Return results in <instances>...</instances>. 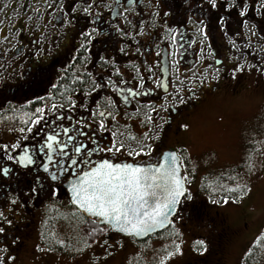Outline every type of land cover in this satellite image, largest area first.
Returning a JSON list of instances; mask_svg holds the SVG:
<instances>
[{
	"label": "flooded vegetation",
	"instance_id": "af4514ba",
	"mask_svg": "<svg viewBox=\"0 0 264 264\" xmlns=\"http://www.w3.org/2000/svg\"><path fill=\"white\" fill-rule=\"evenodd\" d=\"M226 2L231 3V0H217V7L212 8L209 0H81V3L34 0L31 5H25L27 9L23 14L17 9L21 0L0 2V213H3L0 228L4 229L0 233V258L6 260V264L10 261L6 259L8 256L17 258L30 246L35 250L33 245L41 243L40 236L49 238L48 234L53 233L57 225L54 211L62 212L59 218L67 224L69 212L77 213L70 204L67 182L60 180L64 173L57 171L54 162H49L47 172L40 167L44 153L38 148L43 145L47 129L52 128L49 117L69 129V133L61 132L59 127L54 129L60 140L67 142V135L79 127L88 138L76 139L92 148L96 142L89 136V125L92 131L97 127L93 121L103 119L106 122L99 133L104 146H110L112 133L119 131L123 137L117 136L116 142L123 143L128 151L133 150L144 132L153 136V129H157L161 136L154 141L151 154L129 156L121 149L118 153L100 152L97 156H113L117 162H155L158 156L172 149L181 156L182 174L186 171L192 179L190 152L176 141L187 130L194 109L199 110L209 90L221 87L229 78L231 82H239L245 73L252 72L264 84V71H261L264 68V52L261 51L264 9L258 7L257 0H246L248 10L241 16L244 0H237L231 8L224 7ZM81 7H89L90 11L85 13ZM221 16L225 18L222 22L219 21ZM220 23L225 26L221 28ZM205 25L207 36L198 31ZM252 25L256 26L254 30ZM250 30L256 34L252 35ZM84 31L90 33L86 44V38L81 36ZM126 32L132 35H125ZM174 32L177 33L175 43ZM238 55L245 57L247 62L235 63ZM101 56L106 59L101 61ZM38 68L46 69L43 79H36ZM85 69L96 83L101 78L107 82L111 77L116 88L109 85L91 92L94 83L87 75L88 87L72 79L77 74L83 75ZM59 85L67 90L63 91ZM124 88H131L133 92L119 90ZM181 88L184 91H180L179 96L184 103H177L175 91ZM188 90L195 93V98ZM49 92L58 98L52 100L47 96ZM84 92L90 93L87 98ZM69 96L77 105L91 107L96 115L92 116L88 108L77 105L68 108ZM53 103L64 105L58 109L65 113L64 117H54L49 108L42 121L32 125L31 132L19 131L26 127L23 120L32 118L28 114L34 112L35 107ZM149 106L156 109L154 114L148 112ZM102 112L108 115L101 116ZM145 113L153 118V123L144 120ZM112 116H116V121ZM77 121L86 123L78 125ZM41 129L45 131L37 135ZM128 133L136 140L129 141ZM143 142L148 143L147 137H143ZM5 144L9 145L7 149L2 147ZM12 144H18V148H11ZM23 145L28 146L34 157L31 165L18 162ZM74 147L69 144L64 151L71 153ZM13 155L15 159L9 160L8 156ZM53 173L57 174L55 182L51 179ZM33 188L37 190L31 191ZM53 188L55 195H51ZM191 197L180 202L175 218L184 222L188 216L202 224L203 234L193 240L192 247L202 239L206 250L190 264H221L223 249L230 243L233 231L222 225L209 196L196 192ZM77 214L85 226V218ZM101 227L106 229L107 237L117 235L109 227ZM5 248L7 251H3Z\"/></svg>",
	"mask_w": 264,
	"mask_h": 264
},
{
	"label": "rangeland",
	"instance_id": "374dc122",
	"mask_svg": "<svg viewBox=\"0 0 264 264\" xmlns=\"http://www.w3.org/2000/svg\"><path fill=\"white\" fill-rule=\"evenodd\" d=\"M21 1L17 9L23 14L25 5H31L34 0ZM246 62L240 55L235 58V63ZM242 78L239 82H231L229 78L221 87L209 90L208 98L199 110L194 109L187 130L176 142L185 145L191 155L193 177L187 183L189 193L202 192L214 202L221 195L231 197L228 202L219 199L221 202L214 205L222 225L233 231L230 243L223 249L221 264H243V259L250 254L249 248L253 249V264H264L260 247L253 243L264 232V84L252 72ZM250 152H253L254 164L251 170L246 163ZM203 183L209 189L207 192L200 190ZM239 183L248 185L245 195L226 191L230 185ZM54 212L57 216L54 223L58 225L52 230L54 237L70 241L71 248L62 247L43 235L39 238L41 243L33 245L35 250L28 247L8 264H157L164 246L171 250V241L180 243L181 252L166 264H190L203 254L197 251L198 245L192 247L193 240L203 234L202 224L196 218L187 216L184 222L175 218L167 232L138 243L122 236L107 237L106 232L104 236L94 234L91 238L86 235L91 227L87 225L83 231L85 226L78 222L77 213L69 212L67 224L59 218L62 212ZM176 229L178 236L173 234ZM85 241L90 242L88 247H84ZM77 248L83 250L76 251Z\"/></svg>",
	"mask_w": 264,
	"mask_h": 264
},
{
	"label": "snow or ice",
	"instance_id": "6c2138e0",
	"mask_svg": "<svg viewBox=\"0 0 264 264\" xmlns=\"http://www.w3.org/2000/svg\"><path fill=\"white\" fill-rule=\"evenodd\" d=\"M47 3V0H45ZM76 3H81V0H76ZM209 3L212 8L217 7V0H209ZM237 0H231V3H225L224 7L231 8L236 5ZM258 7L264 9V2L257 0ZM51 7V5H48ZM63 8V5H61ZM248 10V4L246 0L242 3L240 15L244 16ZM38 11V10H37ZM72 11H76V8L73 7ZM81 11L88 13L90 11L89 7H81ZM28 19H31L29 16ZM224 17H219V21H224ZM200 23H203L202 21ZM143 27V24L140 25ZM224 23H220V27L223 28ZM255 25H252V29H255ZM207 25L203 28L198 29L202 35L207 36L206 32ZM92 31H95L93 29ZM251 31L252 35H255V31ZM88 31L81 33V36H84L86 39L84 43H87V37L89 36ZM125 35H132L131 32H126ZM177 33H173V42L175 43ZM236 45L233 44V47ZM83 48V45H81ZM84 51H87L84 48ZM261 51L264 52V46H261ZM106 58L104 56L100 57L101 61H104ZM175 63V61H173ZM118 71V70H117ZM261 71H264V68H261ZM46 73V69L38 68L36 73V79H43ZM85 75L88 76L89 81L94 83V87L91 88V92H97V90H102L111 85L114 89L116 84L112 82L111 77L108 78L107 82L101 78L100 82L96 83L92 81V74L87 72V69L84 70V74H77L72 79L74 81L80 82L84 87H88L89 84L85 83ZM123 83V81H120ZM143 84V80L140 81ZM191 83V81H189ZM166 87L168 85H165ZM59 87L66 91L64 85H59ZM195 85H193V88ZM121 92H127L131 94L133 89L124 88L119 89ZM80 91V89H77ZM184 91V89H179L175 91L176 102L184 103L180 99L179 92ZM189 94L195 98V93L188 90ZM89 92H84V97L89 96ZM137 95L140 93L137 92ZM47 96L52 100H56L58 97L53 95L52 92L47 93ZM63 99V94L60 96ZM40 100L45 99V97H39ZM68 99V108H72L74 105H77V101L71 96L67 97ZM127 99V96L125 97ZM28 103H31L29 101ZM81 108H88L92 116H95L96 113L92 111L91 107L87 105H77ZM64 107L63 104L53 103L49 105H40L35 107L34 112L29 113L32 118L30 120H23L26 124V127H21L19 131L21 133L25 131H32V125L40 123L42 118L46 116L49 108L51 109L53 116L64 117L65 113L59 112L58 109ZM139 112V110H137ZM148 112L153 114L156 112L155 108L149 106ZM101 116L108 115L107 112L100 113ZM144 120L151 124L153 123V118L148 116L147 113L144 114ZM52 121V128L47 129L46 138L43 140V145L39 146L38 151L44 153L43 162L40 167L44 169L45 172L48 171L50 167L49 162H54L57 171L63 172L64 175L60 177L61 181L67 182V187L71 192V202L73 205L78 206L79 210H82L83 213L89 214V219L91 216H96L103 218L114 228H117L122 233L129 235L140 236L141 234L150 233L156 228H163L166 224H169V214L171 212H178L177 205L185 198L192 199L187 187L186 182L190 179V175L185 171L183 174L180 172L181 156L176 152H164L162 155L158 156L155 162H128V161H119L117 162L116 157L110 156L108 158L98 157L97 153H118L121 149H125L129 156L139 155V154H151L153 152V143L154 141L161 136V131L153 129L154 135L149 136L147 131L143 133V136L136 140V138L128 133L127 139L129 141L136 140V144L133 146L132 151H128L126 146L123 143L117 144L116 137H123V133L116 131L113 132V140L110 146H104L103 140L99 136V133L102 132L105 128V121L103 119L99 121H93L96 124V130H91V125H89V136L93 141H95V148H92L90 145L86 146L82 140L76 139V137H82L87 139L79 127L72 129L71 133L67 135V142L60 140L57 133L54 131L55 128L59 127L61 132L69 133V129L64 127L62 124H58L52 117L48 118ZM111 119L116 121V116H112ZM78 125L80 123H86V121H77ZM161 123H164L161 120ZM187 127V125H183ZM45 131L41 129L37 131V135H40V132ZM74 134V135H73ZM143 137H147L148 143L143 142ZM69 144L75 145L74 149L71 151H64L69 147ZM58 145V148H57ZM7 149L9 145L5 144L2 146ZM13 149L18 148V144H12L10 146ZM23 151L19 153V164L20 165H31L34 163V157L28 149V146L23 145ZM260 145L257 144V148ZM59 153L57 155V152ZM255 152V149L253 150ZM253 152L248 154V160L246 161L247 166L251 170L254 167L252 162ZM9 160L15 159V155L8 156ZM70 164L71 167L68 168L67 165ZM7 171V169H3ZM75 173V175H73ZM239 179V177H236ZM52 181L57 180V174L53 173L51 176ZM248 185L246 184H235L230 185L226 191L228 192H239V195H245V190ZM31 191H36L37 189H30ZM216 189L213 188V191ZM56 194V189L53 188L51 195ZM231 197L225 195L223 197L224 202H228ZM220 203L221 201H215ZM0 216H3V213H0ZM11 223V221H8ZM101 231H106V229L101 228ZM4 231L3 228H0V233ZM98 229L92 227L86 235L96 234ZM178 236V229L173 233ZM49 238H52L53 242L60 246H68L71 248V242L64 239H56L53 233L48 234ZM264 237V232H261L259 236L253 241L254 244H257L261 249V254L264 255V240L261 238ZM43 238V237H42ZM172 248L168 249V246L165 245L164 252L159 256L157 264H166V261L169 258L173 257L176 254L181 252L180 243L177 241H171ZM90 244L89 241L84 242V247H88ZM197 244L200 246L197 248L198 252H204L206 250L205 241L198 240ZM39 247V246H38ZM82 248H77L76 251H82ZM7 251V249H3ZM252 248L248 249V252L251 253ZM2 256V253H0ZM12 256H8L7 260H12ZM0 264H5L3 258H0Z\"/></svg>",
	"mask_w": 264,
	"mask_h": 264
},
{
	"label": "water",
	"instance_id": "95a60500",
	"mask_svg": "<svg viewBox=\"0 0 264 264\" xmlns=\"http://www.w3.org/2000/svg\"><path fill=\"white\" fill-rule=\"evenodd\" d=\"M167 152H173V151H167ZM180 172H181V167H180ZM68 190H69V189H68ZM69 196L71 197V192H70V190H69ZM70 201H71V199H70ZM71 204L73 205L72 202H71ZM178 205H179V204H178ZM178 205H177V207H178ZM73 206H75V205H73ZM75 207L78 209V206H75ZM78 210H79V209H78ZM79 211L82 213V210H79ZM83 215L89 219V214H87V213H83ZM174 215H175V211H174V212H171V213L169 214V221H171V218H172ZM90 220H95V222L98 223V224H100V225H106V226H109L112 230L117 231L118 233L122 234L123 236H125V237H133L134 239H136V240H138V241L144 240V239H146L147 237H149V236H151V235H153V234H156V233H158V232H160V231L166 229V228L170 225V223H169V224H166L163 228H156V229H154V230H153L152 232H150V233H145V234H141L140 236H135V235H129V234H126V233H122V232H120L119 229L114 228V227H112L111 225H109L108 222H107L106 220H104L103 218L96 217V216H91V217H90Z\"/></svg>",
	"mask_w": 264,
	"mask_h": 264
},
{
	"label": "trees",
	"instance_id": "16d2710c",
	"mask_svg": "<svg viewBox=\"0 0 264 264\" xmlns=\"http://www.w3.org/2000/svg\"><path fill=\"white\" fill-rule=\"evenodd\" d=\"M201 189L202 190H204L205 192H207L209 189H207V187H206V185H202L201 186ZM93 227H96L97 229H98V231H97V233L95 234V236L96 237H100V236H104V232H102L100 229V227L99 226H97L96 224H94L93 223ZM165 232H167V230L166 231H163V232H161V233H158V234H155V235H153V236H151V237H149L148 239H146V240H149L150 238H154L155 236H158L159 234H163V233H165ZM91 238H92V235H91ZM145 240V241H146ZM144 241V242H145ZM253 257H254V255H253V253H250L249 255H247L244 259H243V264H253L254 262H253Z\"/></svg>",
	"mask_w": 264,
	"mask_h": 264
}]
</instances>
